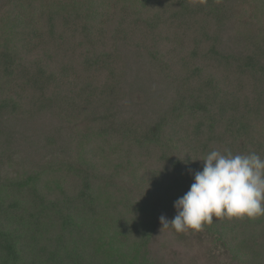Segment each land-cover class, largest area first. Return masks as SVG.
<instances>
[{"label":"trees","instance_id":"16d2710c","mask_svg":"<svg viewBox=\"0 0 264 264\" xmlns=\"http://www.w3.org/2000/svg\"><path fill=\"white\" fill-rule=\"evenodd\" d=\"M250 3L0 0V264H206L160 218L210 151L264 159ZM203 227L264 264V215Z\"/></svg>","mask_w":264,"mask_h":264},{"label":"clouds","instance_id":"9594fccd","mask_svg":"<svg viewBox=\"0 0 264 264\" xmlns=\"http://www.w3.org/2000/svg\"><path fill=\"white\" fill-rule=\"evenodd\" d=\"M196 160L203 162L202 170L195 172L190 190L175 202L177 215L171 221L161 216L162 230L200 231L213 217L264 215V159L257 153L212 150Z\"/></svg>","mask_w":264,"mask_h":264},{"label":"rangeland","instance_id":"374dc122","mask_svg":"<svg viewBox=\"0 0 264 264\" xmlns=\"http://www.w3.org/2000/svg\"><path fill=\"white\" fill-rule=\"evenodd\" d=\"M248 22L249 24L255 23L260 26L264 25V4L258 0H251L250 5L246 6L241 15V21ZM164 174V173H163ZM159 175L161 179V184L165 187L168 184L166 178ZM154 179L151 173L143 174L144 183L148 185L149 179ZM161 190V189H160ZM163 193V192H159ZM155 204V203H154ZM157 206V204H156ZM147 211V210H146ZM245 222L241 221L243 225ZM167 242L169 249H173L176 252L184 251L188 260L201 261L206 264H233L232 253L230 247L224 245L220 240L216 239L214 235L210 234L206 228H202L200 231L189 230L186 233L176 232L173 228L166 232L163 238ZM113 250V249H109ZM175 252V253H176Z\"/></svg>","mask_w":264,"mask_h":264}]
</instances>
